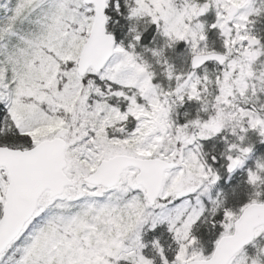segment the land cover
Returning <instances> with one entry per match:
<instances>
[{"label": "snow or ice", "instance_id": "snow-or-ice-1", "mask_svg": "<svg viewBox=\"0 0 264 264\" xmlns=\"http://www.w3.org/2000/svg\"><path fill=\"white\" fill-rule=\"evenodd\" d=\"M123 2L126 6L127 0ZM45 3V23L34 39L25 41L29 50L23 60L9 57L7 62L0 61V101L5 103L16 129L32 141V147L24 150L0 146V257L14 246L20 253L15 264H117L120 260L153 264L152 259L141 254L145 247L141 228L148 224L155 229L166 222L177 247L169 260L158 241H152L162 264H248L244 246L264 233V192H254L235 211L219 208L222 217L212 223L214 227L219 224L220 231L208 254L195 246L191 228L206 210L201 200L205 189L219 179L213 164L201 154L199 141L220 133L225 121L233 118L240 133L257 129L264 136V116L240 105H233L239 115L226 114L221 107L234 96L231 78L237 71L236 84L241 94L247 91L245 77L254 75L252 64L264 44L246 30V23L249 14L259 10L251 7V0H185L180 9L174 0H134L135 6L127 8L129 20L148 16L170 46L183 41L191 52L192 71L186 74L174 73L165 62L167 77L179 83L164 91L153 83V72L136 57L134 46L125 48L106 32L109 0H18L8 24L0 26V39L11 32L26 11ZM111 3L119 13L120 0ZM210 7L215 9V19L208 27L223 37L220 50L200 47L201 41L207 39L205 25L192 23ZM89 24L92 39L84 59L73 53V45L87 35L84 29ZM130 30L135 33L133 39L139 41L141 34L134 28ZM236 45L238 55L233 57ZM208 61L225 69L215 79L214 114L203 120L198 117L175 123L170 115L174 106L185 98L201 100L202 90L207 88L205 82L211 83L207 74L201 76L196 71ZM256 79L264 92V74ZM113 97L118 98L116 104L110 102ZM121 101H126L123 110ZM143 113L152 116L150 128L142 123ZM133 121L135 126L129 131L127 125ZM54 124L61 127L45 136L37 135L42 125ZM117 126H122L121 130L113 131ZM189 127L198 131L190 133ZM137 136L140 140L132 148L122 143ZM53 137L58 138L53 144L42 143ZM57 147L63 151L66 174L77 178L82 191L73 198L75 210L69 208L52 219L61 220L67 229L89 213H119L123 217L119 235L113 233L115 242L95 245L100 259L77 260L75 254L70 259L63 245L58 251L42 244L52 219L41 224L38 221L48 212L49 201L55 203V193L46 196L37 209L21 211L27 196L22 172L47 160ZM137 147L147 149L148 154L137 156ZM252 150L251 145L229 144L224 156L227 171L241 167ZM118 153L120 172L114 173L109 158ZM129 172L133 173L131 177ZM261 173L264 162L258 161L255 169L247 170L249 185L264 183ZM114 193L119 194L116 200L112 199ZM211 203L215 205L216 201ZM212 211L216 213L217 208ZM125 212L129 215L125 216ZM69 242L73 248L77 246L66 241ZM250 264L261 261L258 256L252 257Z\"/></svg>", "mask_w": 264, "mask_h": 264}, {"label": "rangeland", "instance_id": "rangeland-1", "mask_svg": "<svg viewBox=\"0 0 264 264\" xmlns=\"http://www.w3.org/2000/svg\"><path fill=\"white\" fill-rule=\"evenodd\" d=\"M17 3L18 0H0V26L8 24L9 17L13 15V10ZM120 4V12L117 13L112 7L111 0H109V7L106 12L110 17L107 21V28L108 31L113 34L115 42L122 44L125 48H127L129 44L134 46L132 51L140 61L149 66L154 74L153 83H157L160 86V90L167 91L169 88L175 87L179 82L174 78L170 80L167 77L165 62L167 65L172 66L174 73L186 74L192 71L190 68L191 52L187 44L183 41H179L170 46L166 37L157 31L156 26L150 22L149 17L146 15L137 16L129 20L127 18V8L135 6L134 0H127L126 6L123 0H120ZM174 4L180 9L184 6L185 0H174ZM251 7L253 9H258L259 12H252L249 14L246 30L250 34L255 35L261 41V44H264V0H251ZM47 10L48 5L45 3L26 11L21 18L16 20L15 26L11 32L6 34L3 39H0V61L7 62L9 57H13L20 61L23 60L29 50L25 41L34 39L41 32L45 23V14ZM86 19L91 20V17H87ZM214 19L215 9L210 7L208 13L202 17L194 18L192 23L199 22L205 25L207 39L201 41L200 47L207 46L209 49L220 50L223 44V37L216 29L208 27V25L214 23ZM90 27L91 24L84 29L87 35ZM133 28L136 32L141 34V39L139 41L133 39L135 33L130 30ZM87 35L79 37V43L73 45L74 54H79ZM243 43L246 44L247 42L244 41ZM236 49H239V45L235 46L232 52L233 57L238 55ZM223 70H225L224 66L216 63H210L196 70L198 75L203 76L207 74L211 83L205 82L207 83V88L202 90L201 100H187V98H185L182 104H176L174 106L170 115L175 123L183 124L187 121L197 119L198 117L203 120L208 118L209 115L214 114L215 97L217 95L215 79ZM252 70L254 73L253 77H245V83L247 84V91L245 94H241L238 91V85L236 84L239 71L231 78L234 96L228 98L230 101L229 104H221L226 114L235 113L239 115L233 105H240L246 109L252 110L254 114L264 116V92L260 91V81L256 79L261 74H264V49H261V55L253 62ZM53 77H55V73H53ZM132 94L134 95L135 93ZM117 100L118 98L113 97L110 102L116 104ZM125 104L126 101H121L120 107L122 110ZM0 105L3 107L2 110L4 111V130L13 128L20 134L19 130L16 129L9 118L5 103L0 101ZM142 115L145 116L142 123L146 128H150L152 123L151 114L143 113ZM134 126L135 121L128 124L127 128L130 131ZM244 126L247 127L246 118L244 120ZM60 127V124L42 125L36 130V133L38 136H45L49 132L54 129H59ZM121 128L122 126H117L113 131L118 132ZM234 128L236 129V134L233 133ZM64 131L66 132L67 129H64ZM196 131L198 130L194 129L189 132L193 133ZM117 135H119V133H117ZM241 135H243V140L240 139ZM28 138L32 144L31 138ZM156 139L157 142H159V138ZM139 140L140 137L137 136L122 143L132 148ZM199 143L201 144V154H204L205 159L213 164L216 174L219 177L214 184L207 186L204 195L201 196L206 210L191 228V234L196 237L195 246L201 248L205 254H208L211 241H215L220 231L219 224L214 227L212 223V221L219 220L222 217V210L219 208H230L235 211L254 192H262L264 190V183H258L252 186L247 182V170L255 169V165L258 161L264 162V136H261L257 129H248L245 133H240L237 121L233 118L225 121L224 128L220 133L208 139H202ZM229 144L251 145L253 148L252 152L245 157L244 164L231 173H229L225 167L226 160L224 157L228 154ZM121 150L123 151V148ZM135 151L137 156L148 154L147 149L137 147ZM212 156H216L215 161L211 160ZM64 171L66 172V169ZM132 174V172H129V177H131ZM261 176H264V173H261ZM71 179L77 181L76 177H72ZM81 191L80 186L76 189L66 188L64 192L55 199V203H51V201H49V203L51 206L55 205L56 208H62L65 202L73 201L75 195ZM238 191H244V193H246V198L242 202L238 201ZM46 196L47 193L41 197L38 206ZM118 197V193L112 194L113 200L118 199ZM209 198L215 200L216 204L213 205ZM73 207L74 205H71L69 208L73 209ZM213 207L217 208L216 213H213ZM124 215L127 216L129 213L125 212ZM122 219L123 217H121L119 213H117L116 216H112L108 213L102 214L98 212L95 215L89 213L86 216H82L74 226H70L67 229H65V223H58L52 226L51 229L45 233L42 244L49 245L50 249L58 251L61 245H63V251L68 252L70 259L73 254H75L77 260L86 257L100 259L99 250L96 249L95 245L114 243L115 237L113 233L115 232L116 236L119 235ZM153 240L158 241L164 250L165 256L171 260L177 245L172 234L168 231L166 222L159 224L155 229L149 228L148 224H145L141 228V242L145 244V247L140 250L141 254L146 258L152 259L153 264H162L160 255L153 246ZM66 241L75 242L77 246L73 248L71 243H66ZM10 249L12 248L8 250ZM69 249H71V251H69ZM260 249H264V233L255 237L253 242L243 249V254L249 258L248 264H250V259L256 256H258L261 263L264 264V252H261ZM14 250L15 249H12L8 252V255L4 254L2 258L0 257V264H15L20 253L18 252V255ZM117 264H130V261L120 260L117 261Z\"/></svg>", "mask_w": 264, "mask_h": 264}, {"label": "water", "instance_id": "water-1", "mask_svg": "<svg viewBox=\"0 0 264 264\" xmlns=\"http://www.w3.org/2000/svg\"><path fill=\"white\" fill-rule=\"evenodd\" d=\"M91 39H92V35L90 28L89 33L79 53V55L84 59L87 58L88 42ZM57 139H58L57 137H54L52 141H42V143L53 144ZM60 143L62 144L63 141H60ZM9 149L24 150L21 148H9ZM118 157L119 154H116L109 158L114 173L120 172ZM64 165H65V159H64L63 151L62 149L57 147L56 150L51 154V156L47 160L40 161L37 163L35 167L25 169L22 172V176L25 181L26 194H27L26 200L21 208L22 212H31L34 209H36L38 199L40 198V196L44 191L47 190L49 195L55 193V195L57 196L63 192L66 186L72 185V180L63 171L65 168Z\"/></svg>", "mask_w": 264, "mask_h": 264}, {"label": "trees", "instance_id": "trees-1", "mask_svg": "<svg viewBox=\"0 0 264 264\" xmlns=\"http://www.w3.org/2000/svg\"><path fill=\"white\" fill-rule=\"evenodd\" d=\"M106 12H107V9H106ZM190 130H194V129L191 128V127H189V131ZM0 143L1 144H6V145H9V146H20V147H28V146L31 145L30 139L26 135L25 136H22L21 134H18L17 136L16 135H13V134H11V135L10 134H4L2 136L0 135ZM79 186H80V184L78 183V181H74V184L71 187H69V188L70 189H76ZM262 192H264V190ZM245 198H246V193H244V191H241V192L238 191V201L239 202H242ZM63 205L64 206L62 208L61 207L60 208L59 207L56 208L55 205H52L48 209V212L44 216H42L40 218L38 224H41L45 220H48V219L58 218L61 215L67 213V211H68V209H69V207L71 205H74L73 210H75V207H76V205L73 203V201H71V202H65ZM58 223H64V222H62L59 219H52V226H54V225H56ZM212 246H213V242L211 241V243L209 245V248H208V253L211 251ZM12 249H14V248H12ZM12 249L6 251L5 252V255H8V252H10ZM14 251H16L15 253L18 254V252H17L16 249Z\"/></svg>", "mask_w": 264, "mask_h": 264}, {"label": "flooded vegetation", "instance_id": "flooded-vegetation-1", "mask_svg": "<svg viewBox=\"0 0 264 264\" xmlns=\"http://www.w3.org/2000/svg\"><path fill=\"white\" fill-rule=\"evenodd\" d=\"M2 106L0 105V135L2 136V135H4V134H13V135H18V132L15 130V129H13V128H10L9 130H4V124H3V121H4V116H3V114H4V111L2 110ZM10 131V132H9ZM0 145H3V144H1L0 143Z\"/></svg>", "mask_w": 264, "mask_h": 264}]
</instances>
